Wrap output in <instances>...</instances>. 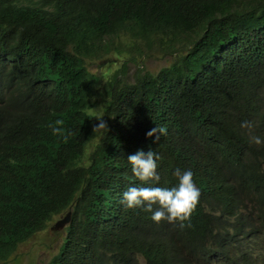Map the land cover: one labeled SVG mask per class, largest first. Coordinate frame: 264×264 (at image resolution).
<instances>
[{
	"label": "trees",
	"instance_id": "16d2710c",
	"mask_svg": "<svg viewBox=\"0 0 264 264\" xmlns=\"http://www.w3.org/2000/svg\"><path fill=\"white\" fill-rule=\"evenodd\" d=\"M156 47L175 60L155 75L129 80L125 63L104 82L87 67ZM155 126L167 134L153 143ZM251 135L264 140V0H0V262L70 211L47 264H264ZM138 150L161 157L159 182L133 176ZM177 168L201 192L184 227L121 203L130 187L176 186Z\"/></svg>",
	"mask_w": 264,
	"mask_h": 264
},
{
	"label": "clouds",
	"instance_id": "9594fccd",
	"mask_svg": "<svg viewBox=\"0 0 264 264\" xmlns=\"http://www.w3.org/2000/svg\"><path fill=\"white\" fill-rule=\"evenodd\" d=\"M97 121L98 124L94 126L93 130L108 131V125L105 120L102 118H97ZM63 124L64 121L58 119L54 122V124H49V127L51 128L53 135L63 136L65 139H67V135H65V129L62 127ZM241 127L251 129L252 126L250 122H245L241 125ZM166 134V127L155 126L146 133V137H154L152 142L156 143L159 141L161 136ZM250 140L252 143L258 146L264 143V140H262L261 137L257 135H251ZM159 159H161V157L152 150L147 152L138 150L135 154L127 156L133 176L142 183L159 182L160 176L156 171V162ZM174 176L177 179V184L171 188H128L127 191L122 194L121 203L127 209L143 207L145 212L152 213L151 219L156 223H159L163 220L167 221L169 224L179 223L180 227H184V222L190 221L192 213L199 204L201 192L196 186L191 170H181L177 168L174 170ZM153 205H157L158 207L154 210ZM67 213H70L71 219V212L68 211Z\"/></svg>",
	"mask_w": 264,
	"mask_h": 264
},
{
	"label": "rangeland",
	"instance_id": "374dc122",
	"mask_svg": "<svg viewBox=\"0 0 264 264\" xmlns=\"http://www.w3.org/2000/svg\"><path fill=\"white\" fill-rule=\"evenodd\" d=\"M122 45L129 46V39L121 38ZM144 56L134 54L135 62H127L131 54L127 52L121 53V55H115V53H109L108 55L100 56V60L87 61V67L91 73L94 74H106L109 73L104 82L109 80L113 73L121 69L123 64L127 63V76L129 80L133 79V76L138 70H143L152 75L157 74L162 68L168 67L175 60L174 56H169L168 52L162 48L156 47L151 51L145 50ZM99 57V56H98ZM95 57V58H98ZM94 100L100 102V97L97 96ZM100 110V107H98ZM93 151V145H90L86 151L85 162L88 163L89 156ZM67 211L61 215L53 218L48 227L35 234L31 239L20 244L11 257L0 264H47L50 258L56 254L61 235L54 234V232H61L62 230H53L55 223L65 217Z\"/></svg>",
	"mask_w": 264,
	"mask_h": 264
},
{
	"label": "water",
	"instance_id": "95a60500",
	"mask_svg": "<svg viewBox=\"0 0 264 264\" xmlns=\"http://www.w3.org/2000/svg\"><path fill=\"white\" fill-rule=\"evenodd\" d=\"M70 213H67L65 217L55 223L54 230H62L66 225L69 224Z\"/></svg>",
	"mask_w": 264,
	"mask_h": 264
}]
</instances>
